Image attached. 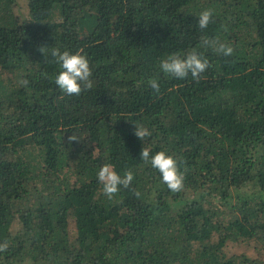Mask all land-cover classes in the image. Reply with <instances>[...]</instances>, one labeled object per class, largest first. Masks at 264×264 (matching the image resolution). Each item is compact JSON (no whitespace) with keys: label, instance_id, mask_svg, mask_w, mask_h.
<instances>
[{"label":"trees","instance_id":"trees-1","mask_svg":"<svg viewBox=\"0 0 264 264\" xmlns=\"http://www.w3.org/2000/svg\"><path fill=\"white\" fill-rule=\"evenodd\" d=\"M52 48L88 58L92 89L61 91ZM193 50L210 62L198 81L162 72ZM144 145L186 169L183 190L140 159ZM105 163L134 173L111 200ZM5 242L0 264H264V0H0Z\"/></svg>","mask_w":264,"mask_h":264},{"label":"clouds","instance_id":"clouds-1","mask_svg":"<svg viewBox=\"0 0 264 264\" xmlns=\"http://www.w3.org/2000/svg\"><path fill=\"white\" fill-rule=\"evenodd\" d=\"M212 9H205L199 13L197 24L200 29H206L212 21ZM202 45L211 47L215 51L224 56H231L234 52L232 46L221 43L217 40H203ZM39 51L45 54L44 47ZM51 56L60 66L55 83L67 95H80L82 91L90 90L93 87V82L90 79L92 75L91 67L88 58L78 52L69 50L61 51L59 48L50 50ZM210 67L208 59L204 58L198 51L193 50L186 55L170 54L167 58L161 60L160 68L163 73L168 74L177 79H185L191 75L194 80H199L201 74ZM27 85V81H24ZM152 89L159 91L160 85L157 80L149 81ZM151 131L143 124L134 123V135L141 141L146 137L151 136ZM77 140L74 135L69 137V141ZM140 159L146 163H150L151 167L157 169L162 176L163 182L172 192H179L184 188L186 178V169L181 170L177 159L168 154L166 151H158L154 155L145 145L142 147ZM98 181L103 186V193L111 200L121 189V186L128 188L131 186L134 179V173L131 169H126L124 174L118 173L112 164L105 163L100 167L97 173ZM138 197L140 193H135ZM7 243L0 245V251H5Z\"/></svg>","mask_w":264,"mask_h":264},{"label":"rangeland","instance_id":"rangeland-1","mask_svg":"<svg viewBox=\"0 0 264 264\" xmlns=\"http://www.w3.org/2000/svg\"><path fill=\"white\" fill-rule=\"evenodd\" d=\"M227 251L230 254H247L252 257H256L257 252L251 245H245L238 242L230 241L227 245Z\"/></svg>","mask_w":264,"mask_h":264}]
</instances>
